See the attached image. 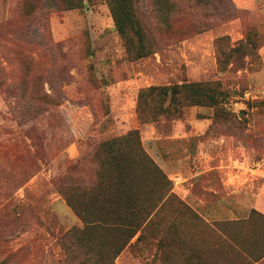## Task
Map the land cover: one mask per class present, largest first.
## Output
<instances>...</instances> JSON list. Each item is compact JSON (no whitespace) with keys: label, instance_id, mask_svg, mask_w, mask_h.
I'll use <instances>...</instances> for the list:
<instances>
[{"label":"rangeland","instance_id":"374dc122","mask_svg":"<svg viewBox=\"0 0 264 264\" xmlns=\"http://www.w3.org/2000/svg\"><path fill=\"white\" fill-rule=\"evenodd\" d=\"M135 1L153 44L137 60L105 0L60 11L52 0H0V264H77L67 252L84 224L66 199L80 207L97 147L136 129L199 218L177 212L183 242L164 255L150 239L116 264H199L207 223L264 214V0H170L167 19L159 0ZM184 82L219 83L223 109L140 121L141 90Z\"/></svg>","mask_w":264,"mask_h":264},{"label":"trees","instance_id":"16d2710c","mask_svg":"<svg viewBox=\"0 0 264 264\" xmlns=\"http://www.w3.org/2000/svg\"><path fill=\"white\" fill-rule=\"evenodd\" d=\"M57 9L83 8L92 0H52ZM128 56L137 60L152 53V42L136 11L135 0H105ZM160 15L167 19L173 9L170 0H159ZM27 6L30 17L34 10ZM237 48L235 52L242 51ZM227 95L219 83L184 82L151 86L140 91L137 113L142 123L161 116L179 117L186 107L223 109ZM98 170L95 182L82 194L78 207L68 205L83 222V229L71 233L78 247L67 252L77 264H116L126 248L154 240L164 255L169 247L183 242L177 232V216L185 211L193 219L199 216L174 193L173 182L146 152L139 130L124 137L102 142L95 151ZM213 236L207 258L196 255L199 264L211 259L223 264H258L264 260V214L253 209L245 219L206 224Z\"/></svg>","mask_w":264,"mask_h":264},{"label":"crops","instance_id":"0c3cea01","mask_svg":"<svg viewBox=\"0 0 264 264\" xmlns=\"http://www.w3.org/2000/svg\"><path fill=\"white\" fill-rule=\"evenodd\" d=\"M144 143V142H143ZM229 185V184H228ZM236 219H238V218H236Z\"/></svg>","mask_w":264,"mask_h":264}]
</instances>
